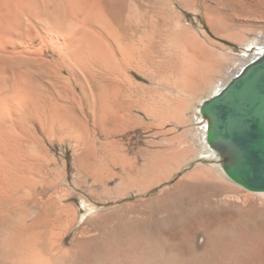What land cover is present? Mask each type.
Returning <instances> with one entry per match:
<instances>
[{"label": "bare ground", "instance_id": "bare-ground-1", "mask_svg": "<svg viewBox=\"0 0 264 264\" xmlns=\"http://www.w3.org/2000/svg\"><path fill=\"white\" fill-rule=\"evenodd\" d=\"M158 7L153 0H0V221L7 220L0 226V264H94L107 255H114L108 264H173L166 249L183 256L176 237H166L163 230L90 237L82 226L68 242L76 215L66 201L74 194L58 187L64 176L53 167L48 146L57 138L88 149L95 143L90 140V116L104 135L139 123L134 110L166 120L174 109L166 112L163 101L152 107L145 97L153 87L132 74L153 83L154 67L166 62L170 76L194 93L219 67L215 52L222 46L209 33L243 46L237 62L228 67L229 78L218 81L212 93L264 53V0H166V15ZM183 11L194 13L204 27L201 16L209 32L205 27L196 32ZM250 29L257 35L245 39ZM181 104L176 105L177 115L169 112L175 123L186 122ZM206 125L207 120L199 155L215 160L228 178L219 153L206 141ZM162 166L160 173L136 179L125 196L146 206L166 201V193L180 182L166 185L174 172Z\"/></svg>", "mask_w": 264, "mask_h": 264}, {"label": "rangeland", "instance_id": "rangeland-1", "mask_svg": "<svg viewBox=\"0 0 264 264\" xmlns=\"http://www.w3.org/2000/svg\"><path fill=\"white\" fill-rule=\"evenodd\" d=\"M153 1L155 9L158 6L163 8L166 15V0ZM183 13L196 32L200 34L204 27L208 30L201 16L198 18L204 27L199 25L194 13ZM209 34L222 46L217 47L215 52L219 67L210 79L212 83L202 86L196 93L185 91L183 84L170 76L166 62L154 67L156 80L153 83L132 74L137 82L151 86V89L153 87L145 97L149 103L152 102V107L161 105L163 101L164 106L168 105L169 108L166 112L174 109L173 113L170 111L175 116L176 105L182 102L181 105L186 108L183 112L185 123H175L176 119L172 120L174 116L170 111L167 112L170 117L166 114V120H153L144 117L141 111L134 110L133 113L140 119L139 123L135 121L137 124L132 123L128 129L104 135L95 124L94 117L90 116V140L92 142L93 137L95 143H90L89 150H82L74 142L60 141L57 138L48 143L50 154L56 163L53 167L64 176V181L58 187L70 188L74 194L66 201L76 215L74 229L69 233L67 241L82 226H85L90 237L129 229L143 228L149 230V233L163 230L162 232L166 231V237H176L184 252L181 256L166 249V258L173 264L190 261L191 264H264V196L232 182L214 165L215 160L199 155L206 119L196 112L198 102L213 94L212 89L218 81L224 83L229 78L228 67L235 63V58L243 50L242 44L236 40ZM244 35L245 39H252L256 37L257 31L250 29ZM164 44L166 42L162 44L166 52ZM155 121H165L164 127ZM165 127L168 131L166 133ZM156 129L158 135H155ZM218 162H223L221 157ZM162 165L174 172L166 185L180 182L176 188H171L166 193V201L146 206L134 202L135 196H125L126 190L141 175L147 178L150 174L160 173ZM131 179L133 180L129 181ZM159 189L157 187L151 192L155 193ZM6 222L7 220L0 221V226L6 225ZM186 231L188 234H185ZM168 242L167 239L166 243ZM236 243L241 246L240 249L235 247ZM111 258L108 255L106 258L101 257L94 264H108L112 262Z\"/></svg>", "mask_w": 264, "mask_h": 264}, {"label": "water", "instance_id": "water-1", "mask_svg": "<svg viewBox=\"0 0 264 264\" xmlns=\"http://www.w3.org/2000/svg\"><path fill=\"white\" fill-rule=\"evenodd\" d=\"M207 120L206 141L222 158L226 176L254 192H264V53L199 107Z\"/></svg>", "mask_w": 264, "mask_h": 264}, {"label": "built area", "instance_id": "built-area-1", "mask_svg": "<svg viewBox=\"0 0 264 264\" xmlns=\"http://www.w3.org/2000/svg\"><path fill=\"white\" fill-rule=\"evenodd\" d=\"M200 115H201V113H200ZM201 116H203V115H201ZM204 117V116H203ZM205 118V117H204Z\"/></svg>", "mask_w": 264, "mask_h": 264}]
</instances>
